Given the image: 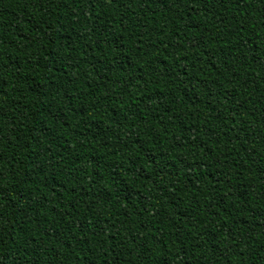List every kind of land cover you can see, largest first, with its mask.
Masks as SVG:
<instances>
[{
  "label": "trees",
  "instance_id": "16d2710c",
  "mask_svg": "<svg viewBox=\"0 0 264 264\" xmlns=\"http://www.w3.org/2000/svg\"><path fill=\"white\" fill-rule=\"evenodd\" d=\"M0 264H264V0H0Z\"/></svg>",
  "mask_w": 264,
  "mask_h": 264
}]
</instances>
